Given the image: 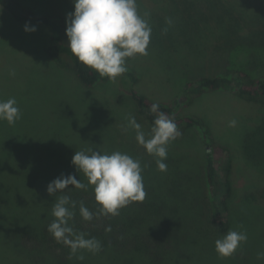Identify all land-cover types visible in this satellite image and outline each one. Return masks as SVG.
<instances>
[{
	"label": "trees",
	"instance_id": "trees-1",
	"mask_svg": "<svg viewBox=\"0 0 264 264\" xmlns=\"http://www.w3.org/2000/svg\"><path fill=\"white\" fill-rule=\"evenodd\" d=\"M195 1L152 0V3L163 9L171 6L173 15L178 14L183 19L182 35L189 30L197 36L200 43L187 40L190 54L195 53L203 60L211 54L226 65L216 66L218 70L215 73L197 76L195 72L188 73L171 101H153L148 98L137 87L141 75L128 70L118 77L122 93L116 102L117 107H122L130 104L126 97L133 99L137 115L142 116L146 120L143 123L150 128L158 114H153L150 107L156 103L160 112L176 122L182 136L195 132L205 155L204 183L207 184L208 194L204 199L207 200V206L204 202L202 212L197 210L194 215L188 212V208L193 209L191 201L194 197L193 193H189L192 178L174 159L166 158L164 163L167 170L154 173L156 158L149 155L154 159L151 163L139 157L140 148L146 151L144 147H138L137 144L133 147L124 145L123 148L107 145L106 139L112 143L116 141L114 135L107 132L104 133L103 141L94 138L95 135L85 140L81 139V135L75 137L79 134L76 132L62 134L55 128L62 123L59 117L43 113L38 119V143L31 145L26 141V145L20 147L18 152L14 147L13 134H4V139L11 143L10 151L14 152L10 155L11 159L1 165L6 192L0 193V264H251L248 250L243 246L229 261L225 257L222 258L226 260L219 261L215 241L230 230L240 232L244 227L263 222L264 204L260 200L262 198L264 201V186L261 198L255 192H237V165L230 146L217 138L211 124L203 117L187 110L198 97L208 92L232 93L264 107V0ZM0 4L20 22L47 26L48 59L76 77L84 87L96 88L100 83L110 81L85 66L71 52L64 38L67 27L64 16L38 14L19 0H0ZM174 37L171 33L166 39ZM186 37H190L189 32ZM240 56H244L243 60ZM235 59L242 61L237 65ZM248 65H258L262 72L255 75L246 68ZM45 89L47 91L48 87ZM89 105L92 117L97 116L100 122L104 119L112 121L116 114L114 110V114H108V118L107 113L97 109L93 102ZM91 112L86 115L90 117ZM91 140H96L93 146L86 144ZM242 145L248 159L255 157L251 149L245 148L249 145H255L257 156L263 158L264 122L257 125V129L246 133ZM89 149L106 154L120 151L140 160L147 193L145 200L121 208L118 216H106L99 211L101 206L95 201L92 186L87 191L70 186L55 196L48 194V184L61 174H72L87 183V178L77 171L71 161L76 151L87 152ZM61 195H68L77 202L75 216L69 222L74 231L85 233L86 238L95 237L102 245L101 251L92 253L82 249L76 255H71L69 246L53 238L48 226L55 219L52 209L56 198ZM237 197L239 202L253 206V211L236 210L232 202ZM81 201L94 213L91 221L81 217ZM78 256L84 259L80 260Z\"/></svg>",
	"mask_w": 264,
	"mask_h": 264
},
{
	"label": "rangeland",
	"instance_id": "rangeland-1",
	"mask_svg": "<svg viewBox=\"0 0 264 264\" xmlns=\"http://www.w3.org/2000/svg\"><path fill=\"white\" fill-rule=\"evenodd\" d=\"M19 1L38 14H60L66 18L69 13L74 12L73 0ZM198 1L201 0L195 2ZM137 3L142 16L146 11L150 13V16L145 18L148 20L152 32L147 49L148 55L137 54L129 58L127 67L128 70L136 71L141 75V81L137 87L148 98L153 101H171L175 98L188 73L195 72L196 76L215 73L218 70L216 66L226 65L211 54L205 60L199 58L195 53L190 54V43L187 40L199 43L200 41L189 30L182 35L183 19L178 14L173 15L171 6L168 9H163L160 5L152 3V0H137ZM168 20H171V24L167 22ZM25 24L30 27L34 26L36 30L25 31ZM187 32L190 33V37H186ZM171 33L175 37L166 39L168 34L171 36ZM64 38L68 42L67 35ZM48 45L47 26L34 22H20L0 4V101L15 98L21 112V118L14 125H9L6 120L0 121V193L6 192L5 176L1 165L8 162L11 159L10 155L14 152L10 151L11 143L4 139V134L6 133L8 136L13 134L14 147L18 152H20V147L26 145V141L31 145L38 143L39 135L36 134L39 130L38 119L43 113L59 117L62 123L55 128L62 134L76 132L79 134L75 137L81 135V139L95 135L94 138L103 141L104 133L107 132V134L114 135L116 141L112 143L106 139L105 144L117 145L119 148H123L124 145L133 147L135 144L141 147L136 141L135 131L128 126L129 116L136 118L146 135L150 133V126L143 123L146 120L137 115L133 99L126 97L127 103L130 104L117 107L116 98L122 93L119 78L115 81L100 83L96 88H86L76 77L60 69L48 59L46 51ZM240 57L243 60L244 56ZM242 60L235 59V62L239 65ZM228 66L231 67L232 64L229 63ZM262 67L264 68V66ZM246 68L255 75H260L262 72L258 65H248ZM44 84H46L45 87H48L47 91ZM91 102L97 109L104 110L107 116L114 114L112 111L115 110L116 114L113 120L107 122L104 119L100 122L97 116L92 117L93 112L90 111L92 109H90V105L88 106ZM43 108H45V112L42 111ZM187 111L203 117L211 124L217 138L230 146L237 165L235 172L237 192H255L261 198L264 186V152H262L263 158L259 157L254 151V148L257 147L249 145L245 148L251 149V153L255 157L248 159L242 147V139L246 133L257 129V125L263 124V105L246 101L232 93L208 92L198 97ZM88 112H91L90 117L86 115ZM232 120L236 121L234 127L229 126V122ZM103 125L104 127H102ZM193 134L181 136L171 142L168 145L167 159L168 157L174 159L185 168L187 174L191 175L192 186L189 193L191 195L193 193L194 200L191 201L193 209L188 208V212L194 215L197 210L199 212L204 210V202L207 206V200L204 197L208 194V187L204 183L203 145L195 132ZM252 142L251 139L250 143L252 144ZM95 143L96 140H91L86 144L93 146ZM139 157L144 161L152 160L154 162V159L141 148ZM155 168L152 171L154 173L158 170L157 166ZM238 198L232 202L236 210L253 211V206L239 202ZM262 200L261 198L260 201L264 204ZM199 216H195V218L201 220ZM255 224L256 226L241 229L240 232H245L248 238L236 251L241 250L243 246L249 251H247L248 260L251 264H264V258L257 259L256 254L260 250L261 253H264V220L262 223ZM217 256L219 261L226 259L229 261L231 257H225V259L218 253ZM223 264L229 263L224 262Z\"/></svg>",
	"mask_w": 264,
	"mask_h": 264
},
{
	"label": "clouds",
	"instance_id": "clouds-1",
	"mask_svg": "<svg viewBox=\"0 0 264 264\" xmlns=\"http://www.w3.org/2000/svg\"><path fill=\"white\" fill-rule=\"evenodd\" d=\"M73 3L74 12L66 17L68 47L85 66L101 77L115 81L128 71L129 58L137 54L148 55L152 28L145 17L150 13L146 11L142 16L137 0H73ZM167 22L171 24V20ZM35 30L34 26L25 24V31ZM150 111L158 113L150 133L146 135L134 116L128 117V126L135 131L138 144L156 158L158 170L166 171L164 160L168 155V145L182 133L174 120L159 111L158 104L153 103ZM20 118L15 98L0 101V121L6 120L9 125H14ZM235 124V120L229 122L230 127ZM71 163L84 174L87 183L72 174H61L48 184V194L55 196L70 186L87 191L92 186L95 201L101 206L99 211L106 216H118L121 208L133 202H143L146 198L141 162L126 153L114 151L106 154L93 149L76 151ZM76 207L77 202L68 195L57 197L52 209L55 219L49 224L48 231L57 242L70 247L71 255L82 249L92 253L101 251L100 241L95 237L86 238L85 233H77L70 225ZM79 213L85 221H91L94 216L82 201ZM247 238L245 232L230 230L215 241V250L221 257H230ZM257 256L258 259L264 258V253ZM77 258L84 259L83 256Z\"/></svg>",
	"mask_w": 264,
	"mask_h": 264
}]
</instances>
